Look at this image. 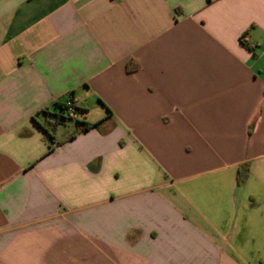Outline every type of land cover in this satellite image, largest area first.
Returning <instances> with one entry per match:
<instances>
[{"label":"crops","instance_id":"0c3cea01","mask_svg":"<svg viewBox=\"0 0 264 264\" xmlns=\"http://www.w3.org/2000/svg\"><path fill=\"white\" fill-rule=\"evenodd\" d=\"M0 264H264V0H0Z\"/></svg>","mask_w":264,"mask_h":264},{"label":"trees","instance_id":"16d2710c","mask_svg":"<svg viewBox=\"0 0 264 264\" xmlns=\"http://www.w3.org/2000/svg\"><path fill=\"white\" fill-rule=\"evenodd\" d=\"M247 47L253 50L252 47H249V46ZM69 100L73 101V99H69ZM67 102L66 103H55L49 109L42 111V113L40 114V116L43 117L42 120H39V118L37 117L33 119L43 130L45 137H46V141L50 142L51 145H53L54 141L56 140V132L60 126L66 125L68 123H75L77 131L69 137L68 140H71V139H74L79 133L88 131L92 128H97L98 126L106 122L107 120V119H103L95 124L86 123L84 121L85 111L83 109L74 107V113L72 114L70 112L69 107L67 106ZM78 112L82 114L83 116L81 118L82 120L74 118L76 116V113ZM246 178H247V173H245L243 176H240L239 183L240 184L243 183Z\"/></svg>","mask_w":264,"mask_h":264},{"label":"built area","instance_id":"2783aa9c","mask_svg":"<svg viewBox=\"0 0 264 264\" xmlns=\"http://www.w3.org/2000/svg\"><path fill=\"white\" fill-rule=\"evenodd\" d=\"M67 106L69 107V109H70V112L73 114L74 113V107H75V103H74V101H68L67 102Z\"/></svg>","mask_w":264,"mask_h":264},{"label":"rangeland","instance_id":"374dc122","mask_svg":"<svg viewBox=\"0 0 264 264\" xmlns=\"http://www.w3.org/2000/svg\"><path fill=\"white\" fill-rule=\"evenodd\" d=\"M76 115H77V117H78L79 119H81V118L83 117L82 114H81L80 112L76 113ZM70 124H72V123H70Z\"/></svg>","mask_w":264,"mask_h":264}]
</instances>
